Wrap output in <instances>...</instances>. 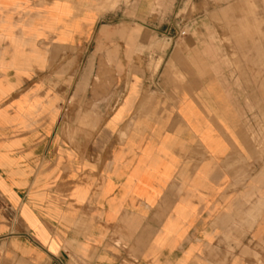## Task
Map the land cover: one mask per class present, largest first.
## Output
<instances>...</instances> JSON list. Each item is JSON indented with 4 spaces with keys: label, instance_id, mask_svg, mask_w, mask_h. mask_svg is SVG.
Listing matches in <instances>:
<instances>
[{
    "label": "crops",
    "instance_id": "0c3cea01",
    "mask_svg": "<svg viewBox=\"0 0 264 264\" xmlns=\"http://www.w3.org/2000/svg\"><path fill=\"white\" fill-rule=\"evenodd\" d=\"M91 5L0 0V264H264V0Z\"/></svg>",
    "mask_w": 264,
    "mask_h": 264
},
{
    "label": "rangeland",
    "instance_id": "374dc122",
    "mask_svg": "<svg viewBox=\"0 0 264 264\" xmlns=\"http://www.w3.org/2000/svg\"><path fill=\"white\" fill-rule=\"evenodd\" d=\"M91 3H95V5H91V7L98 8L100 11H103L105 13H114L117 11L124 12V10L134 1V0H88ZM185 31V30H181ZM181 31L178 32L179 35H181ZM186 32V31H185ZM165 44H167V41L165 40ZM235 58L238 57V55H234Z\"/></svg>",
    "mask_w": 264,
    "mask_h": 264
},
{
    "label": "built area",
    "instance_id": "2783aa9c",
    "mask_svg": "<svg viewBox=\"0 0 264 264\" xmlns=\"http://www.w3.org/2000/svg\"><path fill=\"white\" fill-rule=\"evenodd\" d=\"M180 33H181V35H183V34H185V31H181Z\"/></svg>",
    "mask_w": 264,
    "mask_h": 264
}]
</instances>
